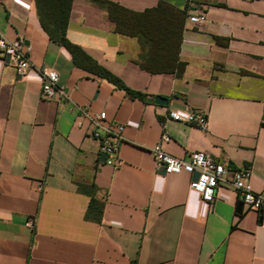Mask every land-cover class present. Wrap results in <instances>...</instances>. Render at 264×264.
<instances>
[{"label": "crops", "instance_id": "obj_1", "mask_svg": "<svg viewBox=\"0 0 264 264\" xmlns=\"http://www.w3.org/2000/svg\"><path fill=\"white\" fill-rule=\"evenodd\" d=\"M108 1L172 8L141 16L131 35L92 0L71 3L66 38L143 99L76 65L35 0H0V37L22 39L34 66L20 77L0 55V264H264V218L232 186L208 204L189 186L194 174H167L151 153L160 144L178 158L228 160L264 191V0ZM200 13L204 22L189 20ZM148 54L152 66L176 55L183 68L147 71ZM43 67L58 72L56 98L40 95ZM80 106L124 126L115 164L100 161ZM170 110L202 113L206 128ZM91 185L100 222L86 218L90 196L79 190Z\"/></svg>", "mask_w": 264, "mask_h": 264}, {"label": "built area", "instance_id": "obj_2", "mask_svg": "<svg viewBox=\"0 0 264 264\" xmlns=\"http://www.w3.org/2000/svg\"><path fill=\"white\" fill-rule=\"evenodd\" d=\"M189 20L201 23L206 20V17L204 13L194 14L189 16ZM0 55L12 64L20 77L26 76L34 67L30 58V46L24 45L20 38L9 41L0 37ZM39 72L42 79L40 95L43 99H53L62 93L57 85L58 72L55 69L43 67L39 69ZM79 109L81 117L88 120L94 129L93 135L100 141L99 154L105 155V162L115 164L118 161L116 155L118 145L123 139L124 126L104 124V112L90 113L85 106H80ZM168 115L173 120L194 124L202 129L206 128V118L202 113L192 110H170ZM162 139L167 140V134H162ZM151 153L156 166L164 169L167 174L186 172L193 175L198 173V177L193 179L189 186L200 195L204 202L211 204L220 184L227 183L236 190L242 204L247 209L258 212L264 218V191L252 189L249 182L251 175L249 168L233 169L228 160L215 161L201 151L191 152L187 158L174 157L166 153L160 144L153 146Z\"/></svg>", "mask_w": 264, "mask_h": 264}, {"label": "trees", "instance_id": "obj_3", "mask_svg": "<svg viewBox=\"0 0 264 264\" xmlns=\"http://www.w3.org/2000/svg\"><path fill=\"white\" fill-rule=\"evenodd\" d=\"M92 1L106 10L109 18L115 22V29L117 31L131 35H136L135 24L141 16L150 13L159 14L172 11V8L164 3H160L159 6L152 11L148 10L143 13H134L108 0ZM35 2L42 27L51 39L59 42L68 49L76 65L102 76L132 97H139L142 99L145 97L144 94L129 89L118 77L99 66L79 46L71 43L66 38V28L72 0H35ZM150 56L151 55L148 54L143 61L139 62L140 66L147 71L165 72L176 70L179 73L183 68V64L177 60L176 55H170L169 59L165 60L160 66H152L153 63H151ZM79 190L90 196L86 218L100 222L103 202L96 198L94 185L89 187L80 186Z\"/></svg>", "mask_w": 264, "mask_h": 264}, {"label": "water", "instance_id": "obj_4", "mask_svg": "<svg viewBox=\"0 0 264 264\" xmlns=\"http://www.w3.org/2000/svg\"><path fill=\"white\" fill-rule=\"evenodd\" d=\"M154 102L155 103H159V104H165L167 101L165 98H162V97H159V96H155L153 98ZM100 161L101 162H104L105 161V155L102 154L101 157H100ZM164 171V169H162ZM198 177V173H194V179H196ZM242 208V204L239 205L238 207V210H241Z\"/></svg>", "mask_w": 264, "mask_h": 264}]
</instances>
